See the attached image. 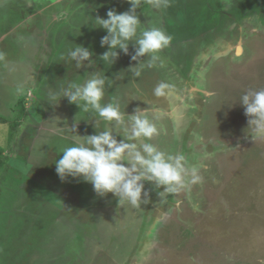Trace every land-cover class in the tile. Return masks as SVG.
Instances as JSON below:
<instances>
[{"label":"rangeland","instance_id":"1","mask_svg":"<svg viewBox=\"0 0 264 264\" xmlns=\"http://www.w3.org/2000/svg\"><path fill=\"white\" fill-rule=\"evenodd\" d=\"M78 2L77 27L65 26L61 57L52 58L48 19L67 18L76 0H0V147L8 161L0 169V264H264V135L252 137L239 103L264 89V0H141L140 28L159 27L172 40L151 66L147 55L135 65L130 42L111 67L99 59L106 32L94 19L114 2L127 10L128 0ZM76 44L93 52L90 65L66 58ZM140 64L135 76L130 69ZM47 65L56 74H42ZM92 73L106 76L102 103L147 117L157 128L150 142L183 154L201 181L174 194L146 181L149 199L135 207L80 178L62 181L60 150L105 122L50 97Z\"/></svg>","mask_w":264,"mask_h":264},{"label":"clouds","instance_id":"2","mask_svg":"<svg viewBox=\"0 0 264 264\" xmlns=\"http://www.w3.org/2000/svg\"><path fill=\"white\" fill-rule=\"evenodd\" d=\"M148 2L160 7L163 0ZM128 3L130 7L125 11L117 12L111 8L106 12V18L95 16V27L106 32L100 39V46H106V50L99 54V59L114 64L120 52L128 54L131 42L134 47L131 59L137 61L135 65L138 58L147 55L148 66H151L158 59L157 54L169 46L172 37L159 27L141 29L137 14L141 0H128ZM92 56L93 52L82 44H76L66 54V58L74 61L77 68L85 66L86 62L90 65ZM143 67L140 64L130 70L139 76ZM105 84L106 76L92 73L81 83L68 82L50 97L53 104H58L59 99L65 97L83 112H94L105 122L103 130L83 136L77 134L72 137L70 146L60 150L62 155L55 161L59 178L62 181L68 177L80 178L91 183L97 195L103 197L112 193L120 205L127 202L134 207L149 199V192L144 187L146 181L154 182L161 188V194L179 193L200 182L202 178L195 169L186 166L183 154L165 152L150 142L157 135V128L147 117L140 115L136 109L126 115L115 101L102 103ZM165 87L163 84L157 86L155 94L163 95ZM239 103L248 117L252 137L264 135V89L245 92ZM97 123L93 124L95 130ZM71 127L76 131L75 124ZM141 140L146 142L138 143Z\"/></svg>","mask_w":264,"mask_h":264},{"label":"trees","instance_id":"3","mask_svg":"<svg viewBox=\"0 0 264 264\" xmlns=\"http://www.w3.org/2000/svg\"><path fill=\"white\" fill-rule=\"evenodd\" d=\"M78 1H80V0H76L75 4L78 3L77 6L75 5L76 7L69 3V5H68L69 6L68 11L69 12H67V18H62L61 20H54L52 17H49V19H48V30L47 31L49 32V37H50L49 40L51 41V48H52L51 53H52V55L51 54L50 55L52 56V58H55V55H58V57H61L60 56L61 53L59 54V51L57 50L58 48H56V47L58 46V43L60 41L63 42V39H64L63 31H64L65 26L66 25H70V24H74V25H70V26H75V23H74L75 15L79 11V9H77V8H81V6L84 5V4H80ZM185 2H187V0H184V2L182 0V4H184ZM182 4H181V6H182ZM57 5H58V2H57ZM57 5H54L53 7H47V8L52 9V10H56L57 9ZM112 5H114L112 7H114L115 9L118 8L115 2ZM87 25H91V24L87 23ZM75 27H77V26H75ZM184 36H185V34H184ZM183 38L184 37L181 38L180 35H178V37L175 38L176 40H175L174 43H176V44L181 43L182 41H184ZM69 39H71V38H68L66 40V42H68ZM89 40H90V37H85V41H89ZM187 41H189V40L187 39ZM125 63H127V60L124 62V64ZM107 67H111V65L109 64ZM126 68H128V66H126ZM47 70H48V72L50 74L51 73L56 74L55 73V66L53 67V65L52 66L47 65V68H45V69L42 68V71H41L42 74H45V72ZM0 122H4V121L0 119ZM15 126L16 125H13L12 127L14 128ZM3 152H4L3 148L0 147V169L3 168L4 171H5V170H7L6 168L8 166V164H7L8 161H7V157L3 156L4 155ZM1 191H2L3 196L7 195V190H6V192H4L2 189H0V192ZM13 210L14 209L12 208V211ZM9 218H11V216H9ZM3 228H4V225H3ZM0 251L3 252L4 251L3 248Z\"/></svg>","mask_w":264,"mask_h":264},{"label":"flooded vegetation","instance_id":"4","mask_svg":"<svg viewBox=\"0 0 264 264\" xmlns=\"http://www.w3.org/2000/svg\"><path fill=\"white\" fill-rule=\"evenodd\" d=\"M226 18H228V17L226 16Z\"/></svg>","mask_w":264,"mask_h":264}]
</instances>
